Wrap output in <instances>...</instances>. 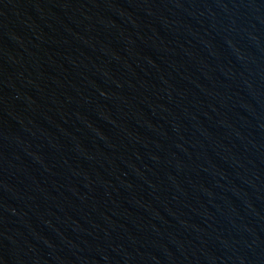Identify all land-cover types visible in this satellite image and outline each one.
Listing matches in <instances>:
<instances>
[{"label":"water","instance_id":"water-1","mask_svg":"<svg viewBox=\"0 0 264 264\" xmlns=\"http://www.w3.org/2000/svg\"><path fill=\"white\" fill-rule=\"evenodd\" d=\"M0 264H264V0H0Z\"/></svg>","mask_w":264,"mask_h":264}]
</instances>
